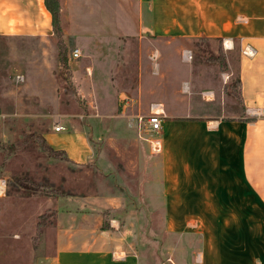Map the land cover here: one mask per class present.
I'll return each mask as SVG.
<instances>
[{"label": "rangeland", "instance_id": "obj_1", "mask_svg": "<svg viewBox=\"0 0 264 264\" xmlns=\"http://www.w3.org/2000/svg\"><path fill=\"white\" fill-rule=\"evenodd\" d=\"M148 16L139 0H67L59 12L65 38L0 35V178L7 181L0 197V264H50L56 219L76 208L91 213L89 224L121 237L140 264L190 263L196 239L169 228H194L180 219L193 214L174 204L179 220H168V186L177 177L162 172V153L152 148L162 131L149 132L145 117L153 105L169 120L187 113L241 115L237 57L226 54L219 39L156 36ZM220 53L224 70L213 59ZM58 123L84 131L87 160L67 161L43 143ZM165 130L187 126L173 121ZM180 170V183L193 178L186 165ZM222 179L230 185L235 173ZM177 197L185 199V191ZM50 209L55 217L47 216L36 235V222Z\"/></svg>", "mask_w": 264, "mask_h": 264}, {"label": "crops", "instance_id": "obj_2", "mask_svg": "<svg viewBox=\"0 0 264 264\" xmlns=\"http://www.w3.org/2000/svg\"><path fill=\"white\" fill-rule=\"evenodd\" d=\"M139 1L149 12V29L156 36L203 35L228 42L225 52L236 53L240 79L241 115L232 112L212 119L187 113L179 120L162 119L156 151L162 153V172L174 171L177 177L168 186V220H179L173 211L179 204L193 214L180 219L194 226L169 229L196 239L189 264H264V0ZM59 2L63 11L67 0ZM0 35L52 38V15L45 0H0ZM173 121L186 124L187 130L166 131ZM57 125L63 129L43 135L50 147L65 151L72 161L87 160L91 149L84 131ZM180 164L194 173L193 178L180 183ZM233 172L229 185L222 177ZM179 189L185 199L177 197ZM75 213L56 219L50 264H140L121 237L88 223L90 212L76 208ZM259 236L263 242L257 243Z\"/></svg>", "mask_w": 264, "mask_h": 264}, {"label": "trees", "instance_id": "obj_3", "mask_svg": "<svg viewBox=\"0 0 264 264\" xmlns=\"http://www.w3.org/2000/svg\"><path fill=\"white\" fill-rule=\"evenodd\" d=\"M45 5L47 7V9L50 11L51 15H52V26H53V31H54V34L55 36L61 38L62 37V30H61V26H60V21H59V12H60V2L59 0H45ZM206 40H208L209 38L207 37H202ZM209 41V40H208ZM57 45L59 47V58H60V61L62 62V64H65V56H64V46L60 44V42H57ZM214 60H216L218 62V64L221 66L220 68L222 70L225 69L226 67V63H225V58H224V55L223 54H219V56H216V57H213ZM237 82V85L239 86V89H238V93H239V98L240 97V79L239 77L237 78L236 80ZM241 101V99H240ZM43 140V143L47 146L48 149H51L53 151V153L56 154H62L64 156V159L67 160V161H70V162H74L72 161L71 159L68 158V156L66 155L65 151L63 150H54L53 148L50 147V145H48V143L46 142V140L43 138H41ZM68 196H71V197H74L76 195H71V194H68ZM48 214L47 213H42L38 219V221L36 222V235L39 234V231L41 229V227L45 224L46 220H47V216H54L56 215V210L55 209H50L48 210ZM106 213H104V219L106 218ZM46 218V219H45ZM102 230L104 229L103 226L101 225L100 227ZM164 264V263H163Z\"/></svg>", "mask_w": 264, "mask_h": 264}, {"label": "built area", "instance_id": "obj_4", "mask_svg": "<svg viewBox=\"0 0 264 264\" xmlns=\"http://www.w3.org/2000/svg\"><path fill=\"white\" fill-rule=\"evenodd\" d=\"M72 57H78L79 56V50L75 49L71 53ZM184 56L186 58H191V53L190 51H184ZM18 78L22 79L21 75L17 76ZM157 105H153L151 108L150 113L145 117V123H146V128L149 130V132L157 134L161 130V122L164 116L163 110L162 111H157L154 107ZM0 118H1V113H0ZM63 126L62 125H56L54 127V130H62ZM6 187H7V181L5 178H0V196H4L6 192Z\"/></svg>", "mask_w": 264, "mask_h": 264}, {"label": "bare ground", "instance_id": "obj_5", "mask_svg": "<svg viewBox=\"0 0 264 264\" xmlns=\"http://www.w3.org/2000/svg\"><path fill=\"white\" fill-rule=\"evenodd\" d=\"M225 45H228V42H225ZM154 108L157 111H162V108H160L159 106H155ZM159 146H160V144H159L158 140L155 139V140L152 141V148L154 150H158Z\"/></svg>", "mask_w": 264, "mask_h": 264}]
</instances>
